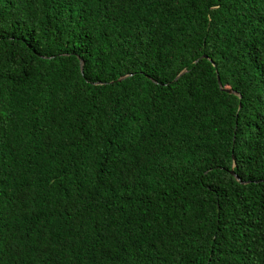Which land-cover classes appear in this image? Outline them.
<instances>
[{"label": "trees", "instance_id": "trees-1", "mask_svg": "<svg viewBox=\"0 0 264 264\" xmlns=\"http://www.w3.org/2000/svg\"><path fill=\"white\" fill-rule=\"evenodd\" d=\"M0 264H264V0H0Z\"/></svg>", "mask_w": 264, "mask_h": 264}, {"label": "water", "instance_id": "water-1", "mask_svg": "<svg viewBox=\"0 0 264 264\" xmlns=\"http://www.w3.org/2000/svg\"><path fill=\"white\" fill-rule=\"evenodd\" d=\"M203 56H204V57H207L206 54H203ZM80 65H81V70H82V69H83V67H82V66H83V60H82V59H80ZM184 71H185V69H182V70H181V71L175 76V78H177L178 76H180ZM122 77H124V75H123V76H120L119 79L122 78ZM217 78H218V83H219V86H220L221 89L226 90V91H229V92L236 93V91L233 90L232 88H230V87H225V86L222 85L219 75H217ZM231 173L234 174V176H235L236 178L239 179L238 175H237L233 170H231Z\"/></svg>", "mask_w": 264, "mask_h": 264}]
</instances>
